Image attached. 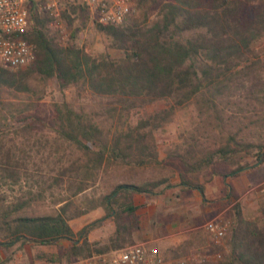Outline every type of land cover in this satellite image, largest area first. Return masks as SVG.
I'll list each match as a JSON object with an SVG mask.
<instances>
[{"label":"trees","instance_id":"trees-1","mask_svg":"<svg viewBox=\"0 0 264 264\" xmlns=\"http://www.w3.org/2000/svg\"><path fill=\"white\" fill-rule=\"evenodd\" d=\"M80 6L73 5L71 10L76 12ZM62 14L71 24L74 19L66 7ZM126 21L106 25L95 22L96 28L109 38V47L122 52L121 57L114 58L108 52L93 54L82 46L57 43L47 32L49 19L36 17L26 35L35 45L32 64L18 71L0 68V88L28 94L32 77L54 76L60 87L81 84L109 98L111 110L119 117L135 108L166 102L165 107L145 114L135 124L110 130L67 101L51 103V116H42L29 113L30 103L24 100L0 99L6 127H0V179L14 185L29 175L26 160L32 151L21 146L15 136L28 138L25 134L35 128L50 129L55 139L63 141L76 155L74 161L64 163L66 155L61 154L54 167L57 172L47 175L44 185L37 184L39 196L45 188L63 189L56 199L58 207L50 213L28 214L25 209L34 195L18 197L13 203L0 190V244L5 248L20 239L42 244L66 239L69 244L63 248V263L132 243L134 232L140 228L133 194H156L165 178L114 184L92 199L89 206H75L69 214L73 198L94 186L112 165H159L155 133L177 109L191 101L201 113L212 115L225 133L213 148L191 143L180 155L185 171L180 175V184L187 190H197L204 198V184L197 173L215 160L234 166L225 177L253 166L240 163L253 149L257 162H263L264 143L245 141L242 133L254 124L264 127V114L260 113L264 107L257 111V117H223V112L230 96L244 89L248 97L264 106V88L258 87L262 85L256 48L264 38V0H135L134 12ZM235 121L236 130L226 129ZM219 174L212 171L208 180ZM27 192L33 194L31 190ZM230 194L227 190L225 197ZM98 206L105 210L102 217L78 231L72 229L69 219ZM260 212L258 220H249L237 209L233 228L229 235L225 234L228 253L213 263L197 264H264V198ZM107 218L115 224L113 233L104 242L90 241V230Z\"/></svg>","mask_w":264,"mask_h":264},{"label":"rangeland","instance_id":"rangeland-1","mask_svg":"<svg viewBox=\"0 0 264 264\" xmlns=\"http://www.w3.org/2000/svg\"><path fill=\"white\" fill-rule=\"evenodd\" d=\"M73 5L81 6L76 9V12H73L71 10V6ZM65 7L70 17L74 19L72 23L68 24L62 14L63 30L57 29L50 22L47 26L48 34L53 36L57 43L82 46L93 54L108 52L114 58L122 56L120 50L109 47V38L96 28L95 22L97 21L83 0H67ZM256 48L257 59L259 60L257 73L261 78L260 83L262 85L258 87L264 88V38L257 43ZM30 85L31 92L28 94L8 91L2 87L0 88V99L3 101L24 100L30 103L29 113L35 112L42 116H51V103L67 101L76 109L90 113L97 123L110 130L123 128L127 123L135 124L140 117L157 111L166 105L165 101H158L144 108H135L128 115L119 117L111 110L112 104L109 98L92 93L84 85L76 84L60 87L57 78L54 76L44 79L34 76L30 79ZM247 94L244 89L230 96V102L224 108L223 117H232L237 114L241 117H257V111L264 106H260L254 102ZM225 98L228 99V97ZM262 100L264 101V98ZM1 112L2 110L0 109V127L2 126L5 130L6 127L1 118L3 112ZM260 113L264 114L263 110ZM244 123H247L246 119H244ZM237 128L238 124L236 121L234 125L231 124V126L226 127V129L231 130H236ZM224 133L214 121L212 115L205 112L201 113L199 106L195 102H189L187 105L177 109L172 117L155 133L157 154L161 161L159 165H112L106 173L101 174L100 179L97 180L94 186L73 198L74 204L68 213H72L75 206L80 208L89 206L92 199H96L103 191H108L114 184L120 182L141 183L148 179L165 178V182L158 187V191H160L158 193H161L162 196L169 194L175 199L176 197L180 198V196L188 194L185 192H189V190L184 189V186L180 184V175L185 173L180 155L183 154L185 149L189 148V144L191 143H196L197 147L213 148L223 140ZM7 134L14 136L9 131H7ZM19 135L15 136L17 142L26 148L27 151H32L31 157L26 160L29 175L22 176L20 182L14 185L8 180L4 181L0 179V190L6 196V200L13 201V203L16 202L18 197L28 198L34 195L35 197L30 202L31 205L25 209L28 214L42 215L50 213L58 207L59 204H57L56 199L63 189L60 186H53L51 189L45 188L42 195L39 196L36 194L38 189L37 184L44 185L43 181L46 180V176L57 172L54 167L56 166L55 164H59L57 161L61 154L66 155V158L63 159L64 163L74 161L76 155L70 152V148H66L63 141L55 139V133L50 129L35 128L30 134H25L28 138H23L22 134ZM242 135L245 141L264 143V127H260V125L254 124L249 126L244 130ZM256 159V149H253L250 154L245 155V158L240 160L242 165L245 163L253 165L247 166L242 171L250 170L253 172L254 178L258 176V179L255 180L256 182L252 184L255 187L253 190H249L251 185H248L245 187L243 196H235V199L240 198L237 202L213 203L212 206L214 208L211 210H207L206 212L203 210L198 211L196 214L198 216H194L197 218L186 221L184 231L179 235L165 236L168 232L166 227L172 221L170 214L164 218L166 226L156 232L158 226L161 225V223L158 224L159 218H157L156 213H153V216L149 215L148 210L142 212L147 207L143 201V194L135 196L134 202L137 206L140 226L144 225L142 229L139 228L135 231L136 236H139L136 238V241L148 239L142 238V236L155 231L151 238H158V247L163 255L175 259L177 264L213 263L223 257L229 250L225 234L228 233L229 235L230 230L233 228L237 209L245 219L258 220L261 217L260 202L264 198V166L259 161L258 163ZM233 167L223 161L215 160L210 167L197 173L198 179L205 184L213 179L212 177L211 180H208L212 171H219L220 175H224L229 173ZM186 175L192 174L187 173ZM230 177L225 178V180L230 182ZM28 190H31L33 194L27 192ZM162 191H165V193ZM175 201L178 200L175 199ZM170 206L176 207L174 203L167 202L168 213H171ZM175 211L172 215L176 214ZM219 213L222 217V223L227 224V230L223 236L216 237L203 230L193 229L196 224L207 221ZM104 214V208L98 206L90 209L85 214L69 219V224L74 231H78ZM184 219L182 221H185ZM114 229L115 224L113 220L107 218L102 225L90 230L87 237L90 241L99 240L104 242L113 233ZM193 239L194 242L191 243ZM68 244L69 242L66 239L53 244H42L40 242L20 239L7 248L0 244V264H58L65 259L63 248ZM182 252L184 254H181ZM97 253L94 252L93 254Z\"/></svg>","mask_w":264,"mask_h":264},{"label":"built area","instance_id":"built-area-1","mask_svg":"<svg viewBox=\"0 0 264 264\" xmlns=\"http://www.w3.org/2000/svg\"><path fill=\"white\" fill-rule=\"evenodd\" d=\"M67 0H0V68L17 70L35 59V45L26 38L36 17H46L63 30L62 12ZM93 17L101 24H121L134 12L135 0H83ZM264 166V160L262 162ZM255 187L252 188V190ZM239 199L236 200V202ZM221 215V214H220ZM219 214L198 223L194 229L216 237L226 233L227 224ZM58 264H177L166 257L156 242L142 240L102 253L76 258Z\"/></svg>","mask_w":264,"mask_h":264},{"label":"crops","instance_id":"crops-1","mask_svg":"<svg viewBox=\"0 0 264 264\" xmlns=\"http://www.w3.org/2000/svg\"><path fill=\"white\" fill-rule=\"evenodd\" d=\"M225 178L227 177L219 174V175L213 176V179L211 181L205 183L204 184V198L201 196V194L197 190H189V192H185L188 194L180 196V198L176 197L175 199H177L178 201H175V199L171 197L169 194H167V196L166 194L162 196L161 193H158V194L157 193L156 194L134 193L133 201L135 199V196L143 194V201L145 202L147 207H145V209L142 212H145L148 210L149 211L148 214L151 216H153L152 215L153 213H156L157 218H159L158 224L161 223V225L158 226V228L156 229V232H158L159 229L162 230L166 226V223L164 222V218L167 217L168 214H170L172 221H170L169 226L166 227V230H168V232L165 234V236L166 235L175 236V235H179L180 233H183L184 227L186 226L185 225L186 221L197 218L194 216H198L196 215L198 211L203 210L204 212H206L207 210L208 211L211 210L212 208H214L212 206L213 203L221 204V203L235 202L238 199V198L235 199L236 198L235 196H243L242 194L245 193L244 192L245 187H247L248 185H251L249 187V190H252L253 188L252 184L256 182L255 180L258 179V176L254 178L253 172L248 170V171H242L240 174L238 173L235 176H231L230 182H227ZM227 185L229 189H227ZM183 188L187 189L186 186H184ZM227 190L231 192L230 197H225V193ZM163 193H165V191ZM167 202H172L176 205V207L170 206L171 213H168L169 211H167L168 209L166 207ZM174 211L176 214L172 215ZM182 219H184L185 221H182ZM143 226H140V228L142 229ZM153 227H154V224H153ZM194 230H198V229H194ZM154 233L155 231H152V233L148 235H143L142 238H148V240H152L156 242V244L158 245V238L156 239L151 238L154 235ZM137 237L139 236H136V233L134 232L135 241H133L132 243L138 242L136 241ZM143 240H147V239H143ZM139 241H142V240H139Z\"/></svg>","mask_w":264,"mask_h":264},{"label":"water","instance_id":"water-1","mask_svg":"<svg viewBox=\"0 0 264 264\" xmlns=\"http://www.w3.org/2000/svg\"><path fill=\"white\" fill-rule=\"evenodd\" d=\"M259 163V162H258Z\"/></svg>","mask_w":264,"mask_h":264}]
</instances>
